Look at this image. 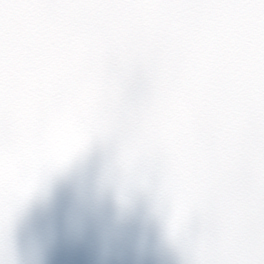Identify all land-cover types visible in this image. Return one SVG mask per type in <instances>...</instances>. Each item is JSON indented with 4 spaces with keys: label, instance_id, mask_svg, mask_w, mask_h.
Returning a JSON list of instances; mask_svg holds the SVG:
<instances>
[{
    "label": "snow or ice",
    "instance_id": "obj_1",
    "mask_svg": "<svg viewBox=\"0 0 264 264\" xmlns=\"http://www.w3.org/2000/svg\"><path fill=\"white\" fill-rule=\"evenodd\" d=\"M96 148L180 264H264V0H0V264Z\"/></svg>",
    "mask_w": 264,
    "mask_h": 264
},
{
    "label": "water",
    "instance_id": "obj_2",
    "mask_svg": "<svg viewBox=\"0 0 264 264\" xmlns=\"http://www.w3.org/2000/svg\"><path fill=\"white\" fill-rule=\"evenodd\" d=\"M103 170L96 148L33 194L12 228L16 264H180L147 198L122 206Z\"/></svg>",
    "mask_w": 264,
    "mask_h": 264
}]
</instances>
